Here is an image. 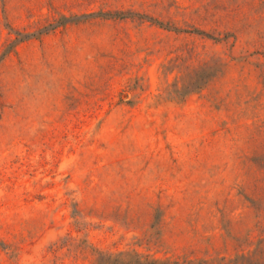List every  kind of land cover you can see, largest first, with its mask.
Here are the masks:
<instances>
[{
	"label": "rangeland",
	"instance_id": "rangeland-1",
	"mask_svg": "<svg viewBox=\"0 0 264 264\" xmlns=\"http://www.w3.org/2000/svg\"><path fill=\"white\" fill-rule=\"evenodd\" d=\"M261 229L264 0H0V264Z\"/></svg>",
	"mask_w": 264,
	"mask_h": 264
},
{
	"label": "trees",
	"instance_id": "trees-1",
	"mask_svg": "<svg viewBox=\"0 0 264 264\" xmlns=\"http://www.w3.org/2000/svg\"><path fill=\"white\" fill-rule=\"evenodd\" d=\"M210 80L204 82L194 91L206 86ZM245 244L249 246L248 250H243L233 257L217 255L205 258L177 257L159 259L141 254L135 250L120 252L98 251L94 264H264V229H261V234L257 240L251 241L248 237L245 239Z\"/></svg>",
	"mask_w": 264,
	"mask_h": 264
}]
</instances>
